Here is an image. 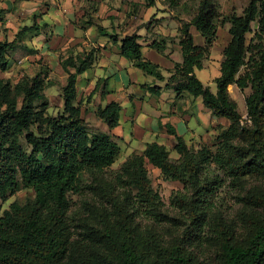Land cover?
<instances>
[{
    "label": "trees",
    "instance_id": "1",
    "mask_svg": "<svg viewBox=\"0 0 264 264\" xmlns=\"http://www.w3.org/2000/svg\"><path fill=\"white\" fill-rule=\"evenodd\" d=\"M221 17L215 0H199L189 21H181L182 60L169 70L166 87L177 97L187 93L200 98L212 117L228 123L216 126L212 145L198 148L169 128L176 159L165 145L151 142L111 169L120 152L118 143L108 132L91 131L75 104L77 76L92 66L93 51L61 61L67 77L61 89L63 108L56 115L47 114L40 74L14 86L0 78V198L24 187L33 191V198L12 202L0 215V264H65L68 255L75 264H264V188L242 198L261 208L242 212L245 234L224 219L223 211L227 188L264 174V0H249L241 13ZM224 23L229 24V40L222 48L213 92L195 69L203 66ZM191 27L203 45L194 43ZM34 29L23 28L12 41L0 40V71L7 70L8 56L25 32ZM150 47L163 53L165 39ZM120 53L144 74L165 80L159 67L142 56L137 35L124 36ZM230 85L250 90L244 97L245 118L228 92ZM141 87L153 95L161 92L157 85ZM120 110L112 101L96 115L112 130ZM147 165L158 169L164 181L183 185L172 200L183 229L169 238L133 224L134 215L155 223L163 220L164 203L151 186ZM87 191L102 196L109 210L94 207L97 224L82 220V239H73L69 196ZM206 230L208 235L203 234ZM205 241L214 247L209 262L193 249Z\"/></svg>",
    "mask_w": 264,
    "mask_h": 264
},
{
    "label": "crops",
    "instance_id": "2",
    "mask_svg": "<svg viewBox=\"0 0 264 264\" xmlns=\"http://www.w3.org/2000/svg\"><path fill=\"white\" fill-rule=\"evenodd\" d=\"M233 1L242 11L249 0ZM0 17L3 27L7 28V41H12L23 28L35 27L25 32L13 50H23L24 60L48 56L62 68L61 61L69 56L95 53L92 66L77 76L75 104L79 105L91 131L108 132L118 145L122 142L126 146L125 159L132 153H140L146 143L165 146L174 143L169 128L183 138L188 133L194 135L193 118L201 101L187 93L177 97L173 88L166 87L169 70L182 60L178 38L181 21H189L168 0H0ZM190 31L194 43L203 45L204 39L197 30L191 27ZM132 34L138 36L142 56L159 67L164 81L135 70L131 61L121 55V40ZM163 39V53L150 47L152 42ZM100 69L107 79L115 77L116 89L107 90L105 84L101 90L96 88L103 78L97 73ZM66 77L67 74L61 87ZM143 84L161 87L160 94L149 93L141 87ZM87 97L91 101L81 103ZM112 101L121 110L118 126L109 130L96 112ZM195 121L199 123L197 118Z\"/></svg>",
    "mask_w": 264,
    "mask_h": 264
},
{
    "label": "rangeland",
    "instance_id": "3",
    "mask_svg": "<svg viewBox=\"0 0 264 264\" xmlns=\"http://www.w3.org/2000/svg\"><path fill=\"white\" fill-rule=\"evenodd\" d=\"M169 1V0H168ZM171 6L175 7V10L183 12L188 19L193 16L196 11L199 0H171ZM219 12L222 14L221 19L229 16L233 12L241 11V7L237 2L233 0H215ZM1 23V22H0ZM229 24L224 23L219 25L217 29V40L214 46V50L210 51L208 58L203 60V66L195 69V74L197 78L204 84L210 86L211 91H215V85L213 80L219 75V65L221 61L220 45L223 46L229 38ZM7 28L0 24V40L7 39ZM25 52L23 50H16L11 52L8 56V68L6 71H0V78L9 81L12 86L21 82L22 80L29 79L36 74H40L44 81V87L42 90L48 102L47 114L56 115L58 112L62 111L63 100L61 97V83L66 75L62 68L52 62L48 56H38L31 57L28 60H24ZM210 59V60H209ZM134 70V69H133ZM137 70V69H135ZM103 78L96 86L98 90H101L103 84L107 90L112 91L116 89V79L106 78L103 71L97 70ZM105 79V80H104ZM80 82V81H79ZM118 89V88H117ZM249 88L240 89L237 85H230L228 87V92L232 99H234L238 104V111L243 118L246 117L245 114V104L244 97L249 93ZM192 98V97H191ZM84 102H90L89 97L82 98ZM200 102V98H199ZM196 106H194V109ZM86 113L92 112L85 110ZM90 117V114L87 115ZM196 118L199 123L196 124ZM194 135L189 134L184 136L185 142L188 146H193L198 148L202 144L212 145L214 138L218 134L216 126L218 124L226 125L228 122L225 119L216 120L211 116L209 111L199 105V111L196 113V117L193 118ZM218 122V123H216ZM213 125V126H212ZM173 144L168 143L166 146L169 151L171 158L176 159L177 154L173 151ZM120 152L116 158V161L111 166V169H118L121 163L125 159L126 146L120 142L119 143ZM148 177L153 189H155L164 205L160 208V212L163 214L162 221L159 223L146 220L140 216H135L133 218V224L140 230L145 228H151L155 232L162 234L164 237L169 238L174 236L177 232H181L183 229V224L181 223V213L176 209L172 200L177 191H183V185L179 182L164 181L161 177L160 171L151 165H147ZM244 185L236 188H227V191L223 194V211L224 219L226 221H232L236 224L238 231L245 234L244 223L241 219V214L245 210H261L260 207H255L248 205L243 201V196H245L250 190L258 187L264 188V174H256L253 176H247L244 179ZM71 200V211L70 216L72 218V237L73 239H82V227L81 221L85 220L89 225H96L97 219L92 214V209L94 207L103 205L109 210V205L106 200L93 192H85L81 195L70 194ZM33 198V191L30 188H22L13 195H8L6 198H0V215L3 210L7 209L9 205L16 201L18 203H24L27 199ZM209 230V229H208ZM206 230L203 234L209 233ZM242 233V234H243ZM193 249L199 255V257L205 262L210 261L213 257L214 247L205 241L201 246H194ZM65 264H75V259L73 256L68 255Z\"/></svg>",
    "mask_w": 264,
    "mask_h": 264
}]
</instances>
